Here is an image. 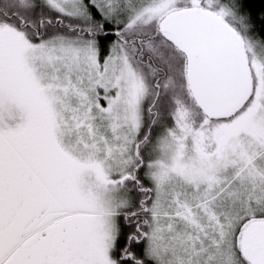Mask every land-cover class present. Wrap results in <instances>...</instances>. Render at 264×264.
I'll use <instances>...</instances> for the list:
<instances>
[{
    "label": "snow or ice",
    "instance_id": "6c2138e0",
    "mask_svg": "<svg viewBox=\"0 0 264 264\" xmlns=\"http://www.w3.org/2000/svg\"><path fill=\"white\" fill-rule=\"evenodd\" d=\"M0 264H264V0H0Z\"/></svg>",
    "mask_w": 264,
    "mask_h": 264
}]
</instances>
